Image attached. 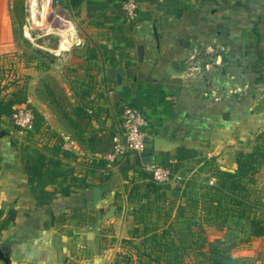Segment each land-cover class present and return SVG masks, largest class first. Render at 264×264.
<instances>
[{
	"label": "crops",
	"instance_id": "obj_1",
	"mask_svg": "<svg viewBox=\"0 0 264 264\" xmlns=\"http://www.w3.org/2000/svg\"><path fill=\"white\" fill-rule=\"evenodd\" d=\"M138 6L135 19L122 0L71 7L79 20L70 31L86 69L78 81L94 87L68 93L71 106L59 120L37 108L32 131L10 117L0 121V252L7 260L0 264L113 263L116 247L133 234L130 196L133 185L145 184L146 165L171 162L180 182L189 166L251 149L264 131V0ZM190 60L200 69L195 77L186 73ZM11 96L0 93V100ZM125 105L149 123L143 167H133L135 153L113 157ZM154 137L180 146L154 153ZM94 186L105 192L95 207ZM45 193L49 204L40 202Z\"/></svg>",
	"mask_w": 264,
	"mask_h": 264
},
{
	"label": "rangeland",
	"instance_id": "obj_2",
	"mask_svg": "<svg viewBox=\"0 0 264 264\" xmlns=\"http://www.w3.org/2000/svg\"><path fill=\"white\" fill-rule=\"evenodd\" d=\"M77 15L68 0H0V44L8 46L0 51L1 94L23 90L35 116L41 106L59 120L71 106L68 93L80 96L94 87L78 81L86 69L73 41L78 34L70 31L78 27ZM60 44L70 50L61 53ZM251 140L263 146L264 131ZM236 157L229 153L221 161L212 157L189 166L180 182L173 176L158 184L148 177L144 185H133V234L116 247L111 264H211L222 254L244 264H264V237L251 236L239 210L264 219V159L256 164L255 181L244 180L246 205L210 188L217 185L219 168L237 169Z\"/></svg>",
	"mask_w": 264,
	"mask_h": 264
},
{
	"label": "trees",
	"instance_id": "obj_3",
	"mask_svg": "<svg viewBox=\"0 0 264 264\" xmlns=\"http://www.w3.org/2000/svg\"><path fill=\"white\" fill-rule=\"evenodd\" d=\"M70 5L73 9H77L83 0H69ZM264 60V55L259 57ZM257 69V68H255ZM259 71V70H258ZM257 71V72H258ZM28 107L27 97L23 90H19L14 93L11 97L0 100V121L4 118L10 117L15 111ZM258 138L255 140L257 141ZM147 150V148H146ZM137 155V154H136ZM237 157V169L234 170H223L218 169V180L216 187H210L211 190H217L220 197L224 196L229 201H235L240 206L246 205L244 196L241 191L245 190L244 180L249 179L255 181L254 174L258 172V166L263 162L264 159V145L252 146L251 149L246 151H240L236 153ZM137 164H133L136 167ZM137 170H142L137 169ZM144 172V171H142ZM146 177L152 179V175L148 172H144ZM156 183V182H155ZM48 195V194H47ZM46 193L40 199L41 204H49L47 201ZM242 217L248 220L250 227V234L252 237H264V219L259 217H252L251 211L242 208L239 209ZM10 221V220H9ZM8 221V222H9ZM211 264H244L243 262L236 260L228 255H217L213 258Z\"/></svg>",
	"mask_w": 264,
	"mask_h": 264
},
{
	"label": "built area",
	"instance_id": "obj_4",
	"mask_svg": "<svg viewBox=\"0 0 264 264\" xmlns=\"http://www.w3.org/2000/svg\"><path fill=\"white\" fill-rule=\"evenodd\" d=\"M122 3L127 16L135 19L139 0H122ZM199 70V66L193 60L188 62L186 73L189 76L195 77ZM10 119L18 129L25 132L34 130L36 125L35 113L29 107L15 111ZM121 120V129L113 138L114 159L125 157L130 153L141 155L147 148L146 128L149 123L146 116L133 106L125 105ZM145 170L152 175V179L158 184L168 183L174 176L171 162L146 165Z\"/></svg>",
	"mask_w": 264,
	"mask_h": 264
},
{
	"label": "water",
	"instance_id": "obj_5",
	"mask_svg": "<svg viewBox=\"0 0 264 264\" xmlns=\"http://www.w3.org/2000/svg\"><path fill=\"white\" fill-rule=\"evenodd\" d=\"M179 146H180V144H178V143H173V142L167 141V140L160 138V137H154V139H153V152L154 153L155 152H170ZM141 160H142L141 156L138 155L137 165L140 167H143ZM226 170H228V169H226ZM93 191H94L93 207H95L99 202H101V200L103 199V197L105 195V192H104L103 188L100 186H94ZM116 211H117V204L111 206L110 211L104 216V219L110 220L111 218H113L115 216ZM56 242H57L58 246L62 249L64 244L61 243V238L59 236L56 237ZM63 256H64V254H63ZM0 257L4 261H7L6 258L3 256L2 252H0Z\"/></svg>",
	"mask_w": 264,
	"mask_h": 264
},
{
	"label": "bare ground",
	"instance_id": "obj_6",
	"mask_svg": "<svg viewBox=\"0 0 264 264\" xmlns=\"http://www.w3.org/2000/svg\"><path fill=\"white\" fill-rule=\"evenodd\" d=\"M60 48H61L62 50H64L63 44H62V45L60 44ZM58 50H59V49H58Z\"/></svg>",
	"mask_w": 264,
	"mask_h": 264
}]
</instances>
